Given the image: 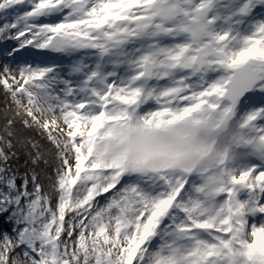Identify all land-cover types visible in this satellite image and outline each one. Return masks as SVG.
I'll use <instances>...</instances> for the list:
<instances>
[{
    "label": "snow or ice",
    "instance_id": "snow-or-ice-1",
    "mask_svg": "<svg viewBox=\"0 0 264 264\" xmlns=\"http://www.w3.org/2000/svg\"><path fill=\"white\" fill-rule=\"evenodd\" d=\"M0 89V264H264V0H0ZM185 121L215 166L95 151Z\"/></svg>",
    "mask_w": 264,
    "mask_h": 264
},
{
    "label": "clouds",
    "instance_id": "clouds-1",
    "mask_svg": "<svg viewBox=\"0 0 264 264\" xmlns=\"http://www.w3.org/2000/svg\"><path fill=\"white\" fill-rule=\"evenodd\" d=\"M222 139L185 121L168 130L127 132L117 128L95 151L105 159L121 161L129 170H196L218 163L224 151Z\"/></svg>",
    "mask_w": 264,
    "mask_h": 264
},
{
    "label": "trees",
    "instance_id": "trees-1",
    "mask_svg": "<svg viewBox=\"0 0 264 264\" xmlns=\"http://www.w3.org/2000/svg\"><path fill=\"white\" fill-rule=\"evenodd\" d=\"M5 102H6V97H5V94L3 92L2 89H0V111H2L5 107ZM33 135H35V133H33ZM37 139H40L39 137H37ZM41 143H46V141L44 140H41ZM25 160H26V157L25 156H21L20 160L18 161L19 163V166L21 167V170L23 171L24 168L28 165L25 164ZM42 169H44V166L41 165V168L40 169H37V171H40L41 172V177H40V182L44 185V189L45 191H48L49 190V187H50V182L49 180L45 177L44 175V172L41 171ZM49 174H51V169H47L46 170ZM6 229H7V225L4 226Z\"/></svg>",
    "mask_w": 264,
    "mask_h": 264
},
{
    "label": "rangeland",
    "instance_id": "rangeland-1",
    "mask_svg": "<svg viewBox=\"0 0 264 264\" xmlns=\"http://www.w3.org/2000/svg\"><path fill=\"white\" fill-rule=\"evenodd\" d=\"M259 220H260V217L255 218V222L258 223ZM2 239H3V236H2V234H0V241H2Z\"/></svg>",
    "mask_w": 264,
    "mask_h": 264
}]
</instances>
